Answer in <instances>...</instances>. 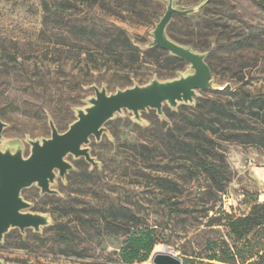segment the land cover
<instances>
[{"label":"rangeland","instance_id":"374dc122","mask_svg":"<svg viewBox=\"0 0 264 264\" xmlns=\"http://www.w3.org/2000/svg\"><path fill=\"white\" fill-rule=\"evenodd\" d=\"M118 1L122 6L113 13L110 6ZM201 1L175 4L189 8ZM98 3L69 0L61 18L45 19L40 0H0V117L6 123L2 149L21 148L29 155V140L51 135L50 118L65 131L77 118L76 110L94 95L90 85L114 92L156 77L164 80L192 72L185 61L171 68L164 58L142 54L127 66L97 51V31L112 29V24L146 50L168 0H106L104 9ZM81 24L88 26L92 40L85 42L75 34ZM167 30L182 44L206 54L215 85L264 95V0H210L192 17L174 15ZM87 52L94 57L86 59ZM212 90L200 91L199 97L213 98ZM182 111V104L173 108L165 103L164 116L155 109L143 111L139 120L128 110L117 113L101 139L92 137L89 144L98 165L69 155L73 169L52 184L59 194H42L37 185L24 189L31 210L49 216L50 224L40 233L12 229L0 241V261L122 264L119 252L126 235L107 225L108 210L118 205L135 211L164 237L144 264H152L153 254L166 246L182 260L206 261L207 242L226 237L224 229L211 225L214 212L208 206L213 203L214 210L242 214L250 208L252 193L264 200V150L229 144L226 194L207 195L215 183L159 133ZM139 144L150 151L138 155ZM166 197L168 202L162 203Z\"/></svg>","mask_w":264,"mask_h":264},{"label":"trees","instance_id":"16d2710c","mask_svg":"<svg viewBox=\"0 0 264 264\" xmlns=\"http://www.w3.org/2000/svg\"><path fill=\"white\" fill-rule=\"evenodd\" d=\"M40 2L45 19L53 16L61 18V11L67 8V3L69 4V0ZM105 3L106 0H100L98 4L104 9ZM121 4L118 1L117 7L110 6L113 13L114 9L122 6ZM78 28L79 32L75 33L77 36L85 42L92 40L87 25L81 24ZM111 28L103 32L97 31L95 35L98 41L97 51L101 57H105L104 59L114 58L130 66L137 63L143 54L164 58L173 66L171 68L185 65L181 58L160 46L141 50L123 28L115 24H112ZM168 35L181 42L169 32ZM87 54L86 59L94 57L90 52ZM212 92L215 94L213 98L198 97L194 105L182 104L183 111L179 119L159 133H163L161 135L166 138L169 146L177 148L176 151L183 156L181 158L202 167L208 178L215 183V187L209 188L205 194L215 198L220 195L221 198L227 189L224 182L227 180L225 173L228 171L226 147L229 144H237L256 146L264 150V95L253 93L244 87L234 90L224 87L213 89ZM135 147L139 148L138 155L150 151L146 144ZM246 194L250 195L249 192ZM167 202V197L162 200V203ZM250 204L248 211L242 214L214 210V204L209 205L207 210L214 212L210 217L211 225L224 229L226 237L210 239L207 242L206 261L202 259L194 261L186 257L183 264H264V200H260L259 193H252ZM108 211L110 212L108 228L114 233L126 235L119 252L122 264H144L149 260L154 248L164 242V237L156 227L149 225L142 216L129 207L118 205ZM105 219L108 218L105 216Z\"/></svg>","mask_w":264,"mask_h":264},{"label":"water","instance_id":"95a60500","mask_svg":"<svg viewBox=\"0 0 264 264\" xmlns=\"http://www.w3.org/2000/svg\"><path fill=\"white\" fill-rule=\"evenodd\" d=\"M209 2L203 0L195 6L182 8L175 4V0H168L164 14L153 29V39L145 47L160 46L185 61L192 72L164 80L156 77L148 83L118 88L114 92H108L105 86L90 85L94 95L89 97L87 106L76 110L77 118L62 132L50 118L51 135L41 140H29V155L25 156L21 148L12 151L2 149L0 145V241L12 229H19L22 233L33 229L40 233L50 224L49 216L31 210L32 203L23 197V190L37 185L42 194H59L52 184L58 176L64 178L73 169L67 159L69 155L84 158L92 166L98 165L89 144L92 137L101 139L107 122L117 113L128 110L139 120L143 111L155 109L164 116L165 103L173 108L180 104L194 105L200 91L223 88L215 85L206 54L177 42L167 32L174 15L192 17ZM5 127L6 123L0 117V139ZM168 249L166 246L165 251L154 253L151 263L183 264V260Z\"/></svg>","mask_w":264,"mask_h":264},{"label":"bare ground","instance_id":"6f19581e","mask_svg":"<svg viewBox=\"0 0 264 264\" xmlns=\"http://www.w3.org/2000/svg\"><path fill=\"white\" fill-rule=\"evenodd\" d=\"M165 250H166V247H164L163 250L160 251V252H163V251H165ZM168 251H170V249H168ZM171 252H172V251H171Z\"/></svg>","mask_w":264,"mask_h":264}]
</instances>
